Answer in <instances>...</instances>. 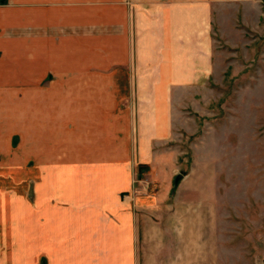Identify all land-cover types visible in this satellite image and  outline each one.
<instances>
[{
    "label": "crops",
    "instance_id": "crops-1",
    "mask_svg": "<svg viewBox=\"0 0 264 264\" xmlns=\"http://www.w3.org/2000/svg\"><path fill=\"white\" fill-rule=\"evenodd\" d=\"M263 5L0 0V177L22 160L32 190L24 216L1 221L0 264H235L207 242L192 252L190 232L158 229L176 223L150 215L168 171L161 196L133 192L132 179L136 165L178 159L171 145L191 126L182 107L212 79L216 44L258 26Z\"/></svg>",
    "mask_w": 264,
    "mask_h": 264
},
{
    "label": "rangeland",
    "instance_id": "rangeland-1",
    "mask_svg": "<svg viewBox=\"0 0 264 264\" xmlns=\"http://www.w3.org/2000/svg\"><path fill=\"white\" fill-rule=\"evenodd\" d=\"M257 9L258 26L226 37L229 44H216L212 79L194 88L190 106L182 107L189 110L191 126L181 128L184 136L171 145L178 159H165V170L136 165L132 179L133 192L161 196L167 182L159 175L168 171L164 207L150 215H171L176 223L159 218L158 229L190 232L197 236L192 252L207 242L235 264H264V5L263 14ZM15 163L14 176L0 177V194L14 199L8 212L0 204V234L4 215L22 218L24 194L32 198L18 174L22 160ZM177 201L190 207H175Z\"/></svg>",
    "mask_w": 264,
    "mask_h": 264
},
{
    "label": "water",
    "instance_id": "water-1",
    "mask_svg": "<svg viewBox=\"0 0 264 264\" xmlns=\"http://www.w3.org/2000/svg\"><path fill=\"white\" fill-rule=\"evenodd\" d=\"M176 178H178V177H176Z\"/></svg>",
    "mask_w": 264,
    "mask_h": 264
}]
</instances>
